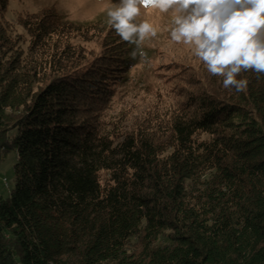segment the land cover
I'll use <instances>...</instances> for the list:
<instances>
[{
	"label": "trees",
	"instance_id": "obj_1",
	"mask_svg": "<svg viewBox=\"0 0 264 264\" xmlns=\"http://www.w3.org/2000/svg\"><path fill=\"white\" fill-rule=\"evenodd\" d=\"M8 4L0 162L15 153V179L0 198V264H264V75L115 132L107 80L126 74L135 45L119 36L90 64L74 38L93 26L47 9L19 17L22 48Z\"/></svg>",
	"mask_w": 264,
	"mask_h": 264
},
{
	"label": "rangeland",
	"instance_id": "obj_2",
	"mask_svg": "<svg viewBox=\"0 0 264 264\" xmlns=\"http://www.w3.org/2000/svg\"><path fill=\"white\" fill-rule=\"evenodd\" d=\"M117 3L118 0H9L2 21L8 22L11 36L22 39V48L26 47L28 36L18 20L27 13L54 9L65 20L93 26L84 36L86 41L82 42L81 37L74 38L76 44L86 48L87 60L92 63L98 56L110 52L119 37L108 23L107 15ZM139 19L151 22L157 35L146 38L140 45V50L147 53L146 58H141L138 53L121 80H107L112 89L111 100L102 112V119L107 129L115 132H124L141 121L154 123L158 117L166 118L170 108L173 110L184 102L189 92L225 89L223 77L209 73L192 46L171 39L170 32L174 27L171 9L162 13L158 9L141 8ZM232 118L239 120L237 115ZM14 162L13 151L5 154L0 162V198H5L14 186Z\"/></svg>",
	"mask_w": 264,
	"mask_h": 264
},
{
	"label": "clouds",
	"instance_id": "obj_3",
	"mask_svg": "<svg viewBox=\"0 0 264 264\" xmlns=\"http://www.w3.org/2000/svg\"><path fill=\"white\" fill-rule=\"evenodd\" d=\"M141 8L173 12L171 39L190 45L194 54L212 75L223 77L225 88L244 91L242 72L264 75V0H118L107 11L108 23L120 38L136 45L135 59L141 43L157 35L147 19L140 20Z\"/></svg>",
	"mask_w": 264,
	"mask_h": 264
}]
</instances>
